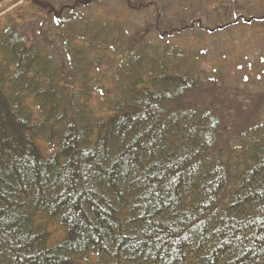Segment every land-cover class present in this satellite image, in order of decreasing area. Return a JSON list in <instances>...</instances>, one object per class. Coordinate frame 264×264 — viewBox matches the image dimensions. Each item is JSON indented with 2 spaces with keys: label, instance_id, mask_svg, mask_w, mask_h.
<instances>
[{
  "label": "trees",
  "instance_id": "16d2710c",
  "mask_svg": "<svg viewBox=\"0 0 264 264\" xmlns=\"http://www.w3.org/2000/svg\"><path fill=\"white\" fill-rule=\"evenodd\" d=\"M87 5L0 16V264H264V119Z\"/></svg>",
  "mask_w": 264,
  "mask_h": 264
},
{
  "label": "rangeland",
  "instance_id": "374dc122",
  "mask_svg": "<svg viewBox=\"0 0 264 264\" xmlns=\"http://www.w3.org/2000/svg\"><path fill=\"white\" fill-rule=\"evenodd\" d=\"M76 1L78 0H37V5L30 0H0V16L6 23L11 17L21 21L17 15L23 14V21L30 24L31 13L38 6L42 9L45 4L58 10L69 7ZM181 2L182 0H133L132 7L129 0H88L87 7L81 11L84 15L96 18L115 19L127 30V36H133L131 32H137L147 40L159 42L162 47L171 45L184 49L186 56L197 57L203 69L208 72L206 77L215 78V86L221 87L220 90L223 88L224 92L220 96L227 98L231 107H237L229 110L232 114L246 115L245 123L248 125L264 119V0H192L194 6ZM11 3H14L13 6ZM180 3L181 6L186 4L185 7L179 6ZM232 5L238 12L228 22L227 16L233 13L228 9ZM181 8L185 11L198 8L196 10L200 21L161 40L164 33H170L172 28L181 25V19L186 17V20H190L189 12H179ZM15 9L17 11H12ZM9 10L11 15L5 16L4 13ZM52 12L53 10L47 13L42 11V16H49ZM42 23L43 18L39 21V28ZM218 25L220 26L217 27ZM48 28L49 31L52 29L49 32L50 38L56 39L57 28L53 25H48ZM90 29H94L93 25ZM57 40L59 43L60 40ZM108 87L113 88L114 82L109 83ZM204 98H207V94ZM58 236V233L53 234L51 243L62 238Z\"/></svg>",
  "mask_w": 264,
  "mask_h": 264
}]
</instances>
